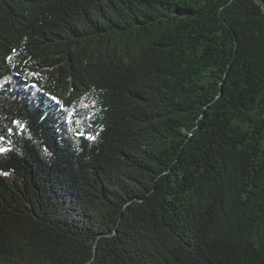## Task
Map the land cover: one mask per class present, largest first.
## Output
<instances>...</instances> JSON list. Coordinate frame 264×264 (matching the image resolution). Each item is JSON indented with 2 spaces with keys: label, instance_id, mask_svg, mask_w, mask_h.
<instances>
[{
  "label": "trees",
  "instance_id": "16d2710c",
  "mask_svg": "<svg viewBox=\"0 0 264 264\" xmlns=\"http://www.w3.org/2000/svg\"><path fill=\"white\" fill-rule=\"evenodd\" d=\"M0 137V264H264V8L0 0Z\"/></svg>",
  "mask_w": 264,
  "mask_h": 264
},
{
  "label": "snow or ice",
  "instance_id": "6c2138e0",
  "mask_svg": "<svg viewBox=\"0 0 264 264\" xmlns=\"http://www.w3.org/2000/svg\"><path fill=\"white\" fill-rule=\"evenodd\" d=\"M261 2L264 3V0H261ZM52 99L53 100H56L55 97H53ZM56 102L59 103V101H56ZM9 131H11V130H9ZM2 139H3V137H0V140H2ZM88 139H93V137H88ZM7 151H9L8 148H6V147H0V153H4V152H7Z\"/></svg>",
  "mask_w": 264,
  "mask_h": 264
},
{
  "label": "water",
  "instance_id": "95a60500",
  "mask_svg": "<svg viewBox=\"0 0 264 264\" xmlns=\"http://www.w3.org/2000/svg\"><path fill=\"white\" fill-rule=\"evenodd\" d=\"M257 3H259L260 5H262V7L264 8V3L261 2V0H256Z\"/></svg>",
  "mask_w": 264,
  "mask_h": 264
}]
</instances>
